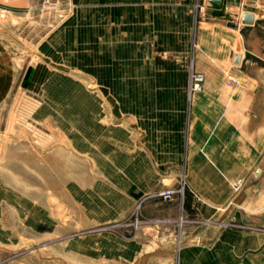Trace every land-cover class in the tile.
Wrapping results in <instances>:
<instances>
[{
    "label": "crops",
    "instance_id": "obj_1",
    "mask_svg": "<svg viewBox=\"0 0 264 264\" xmlns=\"http://www.w3.org/2000/svg\"><path fill=\"white\" fill-rule=\"evenodd\" d=\"M195 2L69 0L60 52L45 54L27 88L43 97L26 101L43 133L20 155L27 175H42L28 176L26 190L52 192L58 208L47 214L37 197L10 187L17 218L0 222L26 216L34 238L73 239V255L92 264H211L213 238L219 264L258 263L247 255L264 254V233L220 222L264 224V18L249 12L254 24L235 29L228 1L197 18ZM193 38L205 84L190 97ZM228 69L238 78L235 89ZM16 166L23 172V163ZM183 176V200L155 197ZM138 212L136 230L126 223ZM194 221L219 225L199 231ZM196 238L200 245H191Z\"/></svg>",
    "mask_w": 264,
    "mask_h": 264
},
{
    "label": "rangeland",
    "instance_id": "obj_2",
    "mask_svg": "<svg viewBox=\"0 0 264 264\" xmlns=\"http://www.w3.org/2000/svg\"><path fill=\"white\" fill-rule=\"evenodd\" d=\"M259 2L255 5L252 0L245 9L247 12H255L261 19L264 18V0ZM68 5L69 0H0V193H5L3 200L7 201L0 199V216L9 220L12 217L17 218L16 212L11 208L10 201H14L15 198H10V192L13 191L10 187H14L16 193L24 196L28 192L37 197L41 203L39 208L45 210L47 214L50 210L57 211L58 208V200L54 199L52 192L49 193L46 189L26 190L28 176L32 179L34 177L42 179L40 178L42 175H27L25 159L20 155H26L27 148L36 146L38 135L43 133L41 131L43 126L32 124V111L26 108V101H41L43 97L28 92L27 88L32 84L34 67L47 61L48 57L45 54L60 52L57 39L66 31L67 25L61 24L68 17L66 14ZM204 5L206 6L204 12L208 7H212L206 0ZM227 5L224 9L229 15L230 24L246 25L243 20H235V10ZM198 15L200 14H195V18ZM194 42L197 43L193 38L192 44ZM52 65L53 73L57 74V66ZM229 71L230 69L226 72ZM45 130L51 133L50 128L46 127ZM21 163L23 172L19 173L16 165ZM61 200L73 209L64 197ZM20 205L24 210L21 213L25 214L26 203L23 201ZM25 217L18 222L15 220L5 221V224L0 222V264H92L73 255L71 250L73 239L59 242L58 238L48 239L41 234L35 235L34 238L32 232L28 231ZM130 223L128 221L126 224ZM220 224L222 229L236 232L264 233V224L251 225L242 221H227ZM6 225L7 227L3 228ZM190 225L199 231L211 229L213 233L214 229H218L219 222L204 225L194 221ZM217 241V238H213L207 244L211 264H219ZM201 242V238H196L191 245H200ZM183 244L185 246V242ZM262 251V248H259L247 256L258 259V263L254 264H264V260L261 259L264 257Z\"/></svg>",
    "mask_w": 264,
    "mask_h": 264
},
{
    "label": "built area",
    "instance_id": "obj_3",
    "mask_svg": "<svg viewBox=\"0 0 264 264\" xmlns=\"http://www.w3.org/2000/svg\"><path fill=\"white\" fill-rule=\"evenodd\" d=\"M207 3L210 6H213L210 2V0H206ZM222 3L227 2L229 8H233L235 10V20L236 21H241L243 20L244 16L248 14L249 12L246 11L245 6L249 3L252 2V0H221ZM260 0H254V4L257 5V3ZM205 5L200 2V0H197L193 5H192V12L193 14H201L205 11ZM251 14V13H250ZM238 24V23H237ZM198 50V45L197 43H193L191 47V51L188 56V62H189V96L191 97L194 93H199L203 90L204 84H205V75L203 73H200L196 70L195 67V56H196V51ZM226 77H227V85L230 88H237L240 84L238 81V78L233 74L232 71L226 72ZM243 186V180H238L234 184V188L236 191H239L241 187ZM186 193V179L185 176L182 177V181L179 184L177 188L173 187H166L162 191L158 192L155 197L162 200L163 202H173L176 199H184ZM187 222L183 220L182 218L179 221L180 227H183ZM143 224V220L140 217L139 212L136 213L134 220L130 223L127 224V226L133 227L134 229H139V227ZM184 247V244L179 242L177 245L178 249H181Z\"/></svg>",
    "mask_w": 264,
    "mask_h": 264
},
{
    "label": "water",
    "instance_id": "obj_4",
    "mask_svg": "<svg viewBox=\"0 0 264 264\" xmlns=\"http://www.w3.org/2000/svg\"><path fill=\"white\" fill-rule=\"evenodd\" d=\"M210 2L212 4H215V5H221L222 4V1L221 0H210ZM243 23L246 24V25H253L254 24V15L248 13L244 16L243 18ZM235 29L238 28V24H234L232 25Z\"/></svg>",
    "mask_w": 264,
    "mask_h": 264
},
{
    "label": "bare ground",
    "instance_id": "obj_5",
    "mask_svg": "<svg viewBox=\"0 0 264 264\" xmlns=\"http://www.w3.org/2000/svg\"><path fill=\"white\" fill-rule=\"evenodd\" d=\"M1 85V84H0ZM66 87V86H65ZM60 90V89H59ZM58 91V90H57ZM63 93V92H62ZM2 94V93H1ZM64 94V93H63ZM57 97V96H56ZM62 97V96H61ZM58 98H59V96H58ZM66 99V98H65ZM73 99V98H72ZM72 101V100H71ZM59 102V101H58ZM61 102H62V100H61Z\"/></svg>",
    "mask_w": 264,
    "mask_h": 264
}]
</instances>
